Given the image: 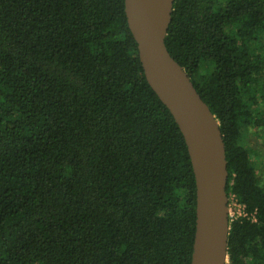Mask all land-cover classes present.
<instances>
[{"label":"trees","instance_id":"1","mask_svg":"<svg viewBox=\"0 0 264 264\" xmlns=\"http://www.w3.org/2000/svg\"><path fill=\"white\" fill-rule=\"evenodd\" d=\"M165 46L219 122L227 194L255 217L230 221L228 264H264L247 141L264 128V0H174ZM194 231L187 147L124 0H0V264H190Z\"/></svg>","mask_w":264,"mask_h":264},{"label":"water","instance_id":"2","mask_svg":"<svg viewBox=\"0 0 264 264\" xmlns=\"http://www.w3.org/2000/svg\"><path fill=\"white\" fill-rule=\"evenodd\" d=\"M174 0H124L146 81L180 129L195 181L190 264H228V171L219 122L165 46Z\"/></svg>","mask_w":264,"mask_h":264},{"label":"rangeland","instance_id":"3","mask_svg":"<svg viewBox=\"0 0 264 264\" xmlns=\"http://www.w3.org/2000/svg\"><path fill=\"white\" fill-rule=\"evenodd\" d=\"M263 136L264 128L263 131L256 132L255 130H250V132L247 133L248 146L252 147L257 154V156H255L257 160V169L261 172V179L264 181V155L259 159V154L262 155V153H264L262 146ZM252 154H254V152ZM235 199L230 194H228V215H230V217L233 219L240 217L243 214L242 206Z\"/></svg>","mask_w":264,"mask_h":264},{"label":"built area","instance_id":"4","mask_svg":"<svg viewBox=\"0 0 264 264\" xmlns=\"http://www.w3.org/2000/svg\"><path fill=\"white\" fill-rule=\"evenodd\" d=\"M234 199H235V197H234V195L233 194H230ZM228 197V196H227ZM236 200V199H235ZM227 205H228V202H227ZM241 205V204H240ZM242 206V208H243V214L241 215L242 217H247V218H251V219H255V217H254V215H252V214H248L245 210H244V206L243 205H241ZM237 218V217H236ZM228 219H229V223H230V221L231 220H233V218H231L230 217V215H228ZM235 219V218H234Z\"/></svg>","mask_w":264,"mask_h":264}]
</instances>
